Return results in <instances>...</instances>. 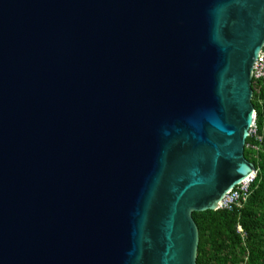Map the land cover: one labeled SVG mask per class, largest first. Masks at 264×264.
<instances>
[{"label":"water","instance_id":"95a60500","mask_svg":"<svg viewBox=\"0 0 264 264\" xmlns=\"http://www.w3.org/2000/svg\"><path fill=\"white\" fill-rule=\"evenodd\" d=\"M263 42L264 0H0V264H196Z\"/></svg>","mask_w":264,"mask_h":264},{"label":"trees","instance_id":"16d2710c","mask_svg":"<svg viewBox=\"0 0 264 264\" xmlns=\"http://www.w3.org/2000/svg\"><path fill=\"white\" fill-rule=\"evenodd\" d=\"M250 88L255 134L260 142L255 137L245 138L243 158L254 167V177L239 208L191 213L197 231L196 264H220L216 256L224 246L228 250L236 247L244 255L243 264H264V238H260L264 231V81ZM251 147L263 150L260 161L250 158L255 152Z\"/></svg>","mask_w":264,"mask_h":264},{"label":"built area","instance_id":"2783aa9c","mask_svg":"<svg viewBox=\"0 0 264 264\" xmlns=\"http://www.w3.org/2000/svg\"><path fill=\"white\" fill-rule=\"evenodd\" d=\"M264 81V42L251 66L250 71V85L257 86V83ZM258 88V87H257ZM247 137H255L256 140L260 138L255 134L254 117L252 119V124L248 128ZM250 149H254L251 147ZM254 177V172H252L244 181L239 182L237 185L233 186L227 193H225L222 198L218 201L216 205V210L229 211L232 208H239L247 199L248 196V185L251 183ZM237 232L240 229L237 227Z\"/></svg>","mask_w":264,"mask_h":264},{"label":"rangeland","instance_id":"374dc122","mask_svg":"<svg viewBox=\"0 0 264 264\" xmlns=\"http://www.w3.org/2000/svg\"><path fill=\"white\" fill-rule=\"evenodd\" d=\"M256 141L260 142V139ZM250 150L256 152H251L252 155L250 154V158L254 161H260L259 155L261 154V152L263 153V150H260L259 148ZM261 235L262 236L260 238H264V231L261 232ZM223 245H225L224 242L222 243V246ZM237 251L238 249L236 247L234 248V250H228L227 247L224 246L223 249L219 253H217L216 258L218 259L220 264H243L244 255Z\"/></svg>","mask_w":264,"mask_h":264},{"label":"bare ground","instance_id":"6f19581e","mask_svg":"<svg viewBox=\"0 0 264 264\" xmlns=\"http://www.w3.org/2000/svg\"><path fill=\"white\" fill-rule=\"evenodd\" d=\"M244 181V180H243Z\"/></svg>","mask_w":264,"mask_h":264},{"label":"clouds","instance_id":"9594fccd","mask_svg":"<svg viewBox=\"0 0 264 264\" xmlns=\"http://www.w3.org/2000/svg\"><path fill=\"white\" fill-rule=\"evenodd\" d=\"M244 148V147H243Z\"/></svg>","mask_w":264,"mask_h":264}]
</instances>
